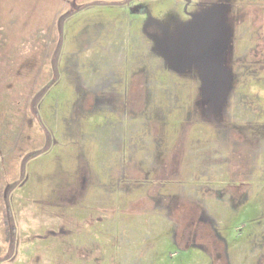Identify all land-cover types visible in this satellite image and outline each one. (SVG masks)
I'll list each match as a JSON object with an SVG mask.
<instances>
[{
	"label": "rangeland",
	"instance_id": "374dc122",
	"mask_svg": "<svg viewBox=\"0 0 264 264\" xmlns=\"http://www.w3.org/2000/svg\"><path fill=\"white\" fill-rule=\"evenodd\" d=\"M0 264H264V0H0Z\"/></svg>",
	"mask_w": 264,
	"mask_h": 264
},
{
	"label": "trees",
	"instance_id": "16d2710c",
	"mask_svg": "<svg viewBox=\"0 0 264 264\" xmlns=\"http://www.w3.org/2000/svg\"><path fill=\"white\" fill-rule=\"evenodd\" d=\"M7 231H10L11 232V235H12V238L11 239H13V237L15 236V226L12 224V222H13V219H12V216H11V213H8L7 215ZM8 218L10 219V223H9V220H8Z\"/></svg>",
	"mask_w": 264,
	"mask_h": 264
}]
</instances>
